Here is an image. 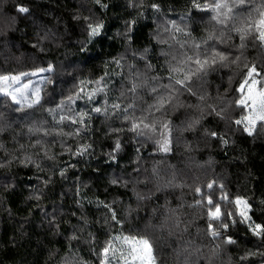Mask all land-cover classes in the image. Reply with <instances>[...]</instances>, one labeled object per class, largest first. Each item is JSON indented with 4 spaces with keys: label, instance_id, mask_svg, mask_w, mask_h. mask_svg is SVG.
Segmentation results:
<instances>
[{
    "label": "trees",
    "instance_id": "trees-1",
    "mask_svg": "<svg viewBox=\"0 0 264 264\" xmlns=\"http://www.w3.org/2000/svg\"><path fill=\"white\" fill-rule=\"evenodd\" d=\"M102 2L108 7L101 8L93 0H0V72L28 69L33 64L57 66L56 83L45 86V108L54 107L50 101L58 103L61 93H67L72 86L73 77L61 72V66H76L78 71L73 75L82 77L99 76L106 70L110 73L114 70L115 74L105 78L110 89L109 102L119 95L121 83L127 82L129 65L135 66L131 71L144 72L146 64H151L148 75L159 76L162 78L160 83H167L166 61L171 57H166L162 51H169V45L155 37L159 33L167 38L168 34L163 30L165 21L189 23L186 15L189 0H156L160 5L159 12L150 7H129L128 0ZM151 2L144 0L145 5ZM19 5L28 6L30 14L19 13ZM140 12L143 15H138ZM201 15L191 9V16L196 19L191 21L190 27L197 39L206 34V21L200 22ZM77 16L79 20L74 18ZM86 16L104 25L100 35L87 43L83 20ZM182 16L185 17L183 21ZM133 20L135 24L128 33L130 39H125L126 22ZM37 31L41 35L50 31L53 35L34 48ZM233 42L238 43V38ZM82 44L84 50H81ZM145 49L147 54L140 59ZM178 49L179 45L173 42V50ZM246 55L252 60L257 53L249 47ZM121 57L123 69L112 63ZM105 64L109 65L107 69ZM228 74V69L210 74L209 91L213 96L217 86L220 93L228 87ZM233 86L238 85L234 82ZM141 95L144 99L138 104L152 102V96L146 90ZM180 99L186 107L167 114L173 122V150L164 154L156 151L151 141L134 137L132 133H112L109 124L112 127L126 125L116 118L106 124L104 117L95 113H92L89 130L80 137L29 134L27 126L35 120L46 121L45 126L51 129L52 117L37 108L30 119H24L22 113L12 110L10 101L0 97V113L5 116L0 121V144L4 145V149H0V164L4 165L0 167V264H61L65 257L73 255L82 264H98L92 249L98 247L106 232L111 230L105 224V217L110 215L108 210L98 206L101 201L111 205L121 218L131 209V215L125 221L128 228L159 225L166 216L172 217L168 225L178 220V228L161 230L157 227L149 232L156 240L161 264H185L186 247L191 251L204 246L203 250L207 251L211 241L203 231L205 218L194 206L195 200L199 199L194 186H200L202 192L207 193L205 183L210 180H216L217 186L222 183L233 196L248 198L253 205L254 219L264 218V205L260 203L264 200V134L249 137L234 124L229 129L225 122L212 115L205 116L202 126L224 135L227 144H221L217 138H204L202 129L185 131L183 122L191 115H199L187 106L197 104L198 100L188 93ZM102 100L103 97L98 96L94 103L99 104ZM75 107L77 111H90L91 105L77 101ZM117 137L123 143V150L112 161L107 154L112 152L113 140ZM37 140L46 142L55 155L54 161L44 158L43 151L36 145ZM77 142L92 147L82 157L72 155L67 149L74 152ZM186 144L190 149L185 148ZM26 154L39 161L43 171L33 164H22ZM154 167L159 171L158 177L152 174ZM60 169L66 170L64 177L59 175ZM112 177L122 180L112 185L108 182ZM49 178L50 183L45 186L43 181ZM170 180L171 184L168 183ZM124 182H127L126 186ZM40 188L44 189L40 199L32 198L33 192ZM137 192L146 198L137 200ZM229 234L238 244L225 246L216 264H238L246 249L255 250L259 244L243 224L230 228ZM74 235L78 239H72ZM189 259L192 264H205L203 257L195 252ZM260 259L259 256L250 258V264H259Z\"/></svg>",
    "mask_w": 264,
    "mask_h": 264
},
{
    "label": "snow or ice",
    "instance_id": "snow-or-ice-1",
    "mask_svg": "<svg viewBox=\"0 0 264 264\" xmlns=\"http://www.w3.org/2000/svg\"><path fill=\"white\" fill-rule=\"evenodd\" d=\"M101 8L108 5L102 0H93ZM190 8L186 15L189 16V23H177L175 20L165 21L163 30L167 33V38H163L159 33L156 39L161 43L169 45V51H162V54L171 58L167 63V83H160L159 76H149L147 69H151V64H146V71H131L134 65H129V75L126 83H121L119 95L109 102V86L105 79L115 71H105L103 75L82 77L73 75L78 69L76 66H61L60 71L73 77V83L67 93H61L58 103L50 101L54 107H44V98L47 91L46 85H54L57 73V66L47 63L46 66L33 64L28 69H18L15 72H0V97L11 102L14 112L22 113V118L30 119L37 108H41L52 117L51 129L47 128L46 121L35 120L28 124L27 131L33 135L48 136L55 134L61 137H80L81 134L89 130L92 121V113L104 117V122L113 118L120 119L126 127H112L108 125L112 133L129 132L134 137H141L145 141H151L155 150L167 154L171 152L173 144V122L167 118L169 111H176L178 108L186 107L180 97L185 93L195 96L198 103L188 105L194 108L199 115H191L184 122L183 130H200L206 139L217 138L221 144L228 141L224 135L218 131L202 126L205 116L212 115L231 129L234 124L238 130L246 133L249 137L264 134V0H189ZM129 7L144 8L150 7L154 12H159L160 5L156 0L145 5L144 0H128ZM191 9L202 13L199 17L201 23L206 21L205 35L197 39L190 27L191 21L196 17L191 16ZM19 13L30 14L28 6L19 5ZM138 15H143L142 12ZM79 20L80 17H74ZM184 16L181 20H184ZM13 22L15 17L12 18ZM85 22L86 41L100 35L104 25L99 20L90 17H83ZM131 23L126 22L125 39H130L128 33L131 31ZM53 34L44 31L43 35L36 32L37 42L33 47H39L43 41L48 40ZM238 38V43L233 42ZM173 42L179 45L178 50H173ZM217 45H224L220 48ZM251 47L257 53L256 58L249 60L246 50ZM41 50H43L41 48ZM84 50V45H81ZM147 49L140 55L144 59ZM19 59V58H17ZM120 59H114L112 63L116 68L123 69L124 64ZM109 67L105 64V69ZM228 69V87L224 88L223 93L219 92L217 86L216 95L213 96L209 91L211 85L208 77L210 74ZM122 74V73H121ZM33 77L39 79L33 80ZM234 82L238 86H233ZM146 90L152 96V102L143 101L141 92ZM54 91V89H53ZM239 93V95H236ZM98 96L103 100L99 104L94 103ZM77 101H85L91 105L90 111L80 109L77 111L75 105ZM117 101H121L118 103ZM126 101V103H123ZM123 103V106H122ZM8 107V105H5ZM139 113V114H137ZM156 113H160L159 116ZM5 116L0 113V121ZM65 125L68 130L65 131ZM143 143V142H142ZM36 145L43 151L45 159L54 161L55 155L52 154L50 147L42 140H37ZM34 145V146H36ZM61 145L64 146L63 140ZM24 146L21 145V148ZM91 144H80L77 142L75 151L71 148L67 151L75 156L87 154ZM190 149L189 145H185ZM0 149L4 145L0 144ZM112 152L107 155L110 160L115 161L117 155L123 150V143L119 137L113 140ZM140 149H137L139 152ZM11 163V160L8 161ZM22 164H33L38 170L43 171L41 163L33 159L32 155L26 154L21 161ZM4 165L0 164V167ZM153 176L158 177L159 171L156 167L152 169ZM59 175H66L65 169L59 170ZM122 180L121 177H112L109 183L116 185ZM47 186L50 178L43 181ZM125 186L127 182H124ZM169 184L172 181H168ZM209 190L202 192L200 186H194V192L199 195L195 200L194 206L199 214L205 218L204 234L211 237L207 246L194 248L191 251L184 249L185 264H192L189 257L193 252L203 257L205 264H216L221 250L225 246H235L238 244L236 238L229 234V230L237 224H243L246 231L258 242L255 250L246 249L239 258L238 264H250V258L259 256V264H264V218L255 220L252 213L253 205L248 198L242 195L233 196L227 192L225 186L220 183L217 186L216 180L205 183ZM44 189L40 188L33 192V197L39 200ZM137 200L146 197L141 193H136ZM260 203L264 205V200ZM108 210L110 215L105 217V224L110 231L106 232L105 239L92 251L97 256L98 264H161L157 253V244L154 236L149 229L157 227L163 230L165 227L170 229L179 227V221L174 220L172 225L168 221L172 219L166 216L164 222L159 225H145L144 229L138 226L128 228L125 226L127 217L131 215V209L127 216L121 218L120 214L113 207L104 202H98ZM223 209V210H222ZM85 223L87 221L85 220ZM119 226V227H117ZM83 230V229H81ZM171 234V231L170 233ZM91 237L92 234L89 233ZM72 239H78L75 235ZM218 241V242H217ZM95 243V241H93ZM61 264H82L81 261L73 257H65Z\"/></svg>",
    "mask_w": 264,
    "mask_h": 264
},
{
    "label": "rangeland",
    "instance_id": "rangeland-1",
    "mask_svg": "<svg viewBox=\"0 0 264 264\" xmlns=\"http://www.w3.org/2000/svg\"><path fill=\"white\" fill-rule=\"evenodd\" d=\"M32 79L35 81V80H37V79H39V78H38V77H33Z\"/></svg>",
    "mask_w": 264,
    "mask_h": 264
}]
</instances>
